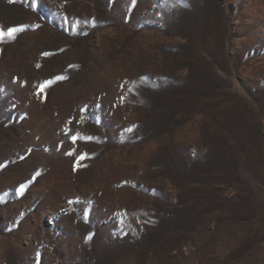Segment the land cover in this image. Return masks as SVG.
Instances as JSON below:
<instances>
[{
    "label": "rangeland",
    "instance_id": "rangeland-1",
    "mask_svg": "<svg viewBox=\"0 0 264 264\" xmlns=\"http://www.w3.org/2000/svg\"><path fill=\"white\" fill-rule=\"evenodd\" d=\"M0 166V264H264V0H0Z\"/></svg>",
    "mask_w": 264,
    "mask_h": 264
},
{
    "label": "snow or ice",
    "instance_id": "snow-or-ice-1",
    "mask_svg": "<svg viewBox=\"0 0 264 264\" xmlns=\"http://www.w3.org/2000/svg\"><path fill=\"white\" fill-rule=\"evenodd\" d=\"M19 30H22V29L11 28V29H8V33L7 34L10 35V36H13ZM56 79L60 80V79H64V77L57 76ZM48 83H52V81L46 82V84L44 86H46ZM44 86H42V87H44ZM73 139H75V138H73ZM81 158H83V157H81ZM0 167H2V166H0ZM37 175H38V173H37ZM25 187H26V185L22 184L18 191L22 192Z\"/></svg>",
    "mask_w": 264,
    "mask_h": 264
}]
</instances>
